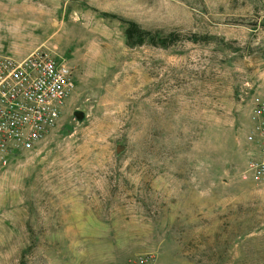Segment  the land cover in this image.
<instances>
[{"label":"rangeland","instance_id":"374dc122","mask_svg":"<svg viewBox=\"0 0 264 264\" xmlns=\"http://www.w3.org/2000/svg\"><path fill=\"white\" fill-rule=\"evenodd\" d=\"M34 51L75 87L0 170V264H264V0H0V53Z\"/></svg>","mask_w":264,"mask_h":264},{"label":"built area","instance_id":"2783aa9c","mask_svg":"<svg viewBox=\"0 0 264 264\" xmlns=\"http://www.w3.org/2000/svg\"><path fill=\"white\" fill-rule=\"evenodd\" d=\"M72 70L45 51L17 58L0 53V170L33 151L60 122L74 90ZM251 130L245 141L254 148L242 179L264 183V99L254 97L248 110ZM150 254L122 264H154Z\"/></svg>","mask_w":264,"mask_h":264},{"label":"trees","instance_id":"16d2710c","mask_svg":"<svg viewBox=\"0 0 264 264\" xmlns=\"http://www.w3.org/2000/svg\"><path fill=\"white\" fill-rule=\"evenodd\" d=\"M126 35L129 41H131L132 39H136L137 44L143 43L145 37L148 36L146 32L136 29V27L133 24H129L126 30Z\"/></svg>","mask_w":264,"mask_h":264},{"label":"water","instance_id":"95a60500","mask_svg":"<svg viewBox=\"0 0 264 264\" xmlns=\"http://www.w3.org/2000/svg\"><path fill=\"white\" fill-rule=\"evenodd\" d=\"M77 116H78V117H81V114L78 113ZM121 150H123V147H122V146H117V148H116V152L119 153Z\"/></svg>","mask_w":264,"mask_h":264},{"label":"crops","instance_id":"0c3cea01","mask_svg":"<svg viewBox=\"0 0 264 264\" xmlns=\"http://www.w3.org/2000/svg\"><path fill=\"white\" fill-rule=\"evenodd\" d=\"M5 260H6V258H5V259H3V260H2V259H0L1 263H2L3 261H5Z\"/></svg>","mask_w":264,"mask_h":264}]
</instances>
